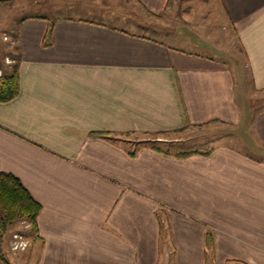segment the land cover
<instances>
[{
  "label": "crops",
  "instance_id": "obj_1",
  "mask_svg": "<svg viewBox=\"0 0 264 264\" xmlns=\"http://www.w3.org/2000/svg\"><path fill=\"white\" fill-rule=\"evenodd\" d=\"M95 1L17 24L19 92L0 101V172L42 208L37 240L11 262L264 264L263 156L122 137L246 124L251 89L264 90V0H219L247 73L221 56L223 42L200 53L198 38L162 22L172 0ZM254 116L264 141V111Z\"/></svg>",
  "mask_w": 264,
  "mask_h": 264
},
{
  "label": "rangeland",
  "instance_id": "obj_2",
  "mask_svg": "<svg viewBox=\"0 0 264 264\" xmlns=\"http://www.w3.org/2000/svg\"><path fill=\"white\" fill-rule=\"evenodd\" d=\"M66 1L68 0L0 1V55L6 53V56L1 59L4 66L3 70H10L11 65L18 56L16 32L19 20L27 15L41 14L54 17L55 15L71 13L66 10ZM98 1L99 3L110 4L112 9L118 8L120 5L127 7V4L122 0H96L95 2ZM162 22L168 23L175 29L176 26H180L183 32L190 33V36L198 38L207 47L209 46L208 48L203 47L202 44V48L199 49L200 53L212 55L210 46H216L218 44L216 41L223 42L224 49H222L221 56L234 67H242L245 70L246 60L244 54L234 30L226 26V18L219 0H172L168 10L164 13ZM155 36L159 37L160 35ZM162 38L164 37L162 36ZM177 44V42L174 43V45ZM245 71H243L244 74ZM246 78L249 83L248 75H246ZM252 90L250 91V119L242 126L230 127L215 123L203 127H186L178 132L135 133L122 135V137L149 142H154L152 140L156 138L179 139L180 143L173 146L184 150L208 149L219 144H231L264 157V141L260 134L257 136L256 123L254 121L250 122L254 119V115L256 116L258 112L264 111V90L260 92ZM257 145H259L257 151L251 150L252 146ZM36 232L32 224L25 219L17 220L7 226L3 235L2 249L11 264H15L14 261H11L21 257V254L28 253L30 247L38 238ZM20 241H25L28 245L24 249L14 248L15 244Z\"/></svg>",
  "mask_w": 264,
  "mask_h": 264
},
{
  "label": "trees",
  "instance_id": "obj_3",
  "mask_svg": "<svg viewBox=\"0 0 264 264\" xmlns=\"http://www.w3.org/2000/svg\"><path fill=\"white\" fill-rule=\"evenodd\" d=\"M53 25L46 35V44L51 42ZM17 39V38H16ZM0 57V101H9L19 92V64L18 59L11 65L10 70H3ZM155 148H158L154 146ZM159 149V148H158ZM197 151L181 152L178 156H185ZM42 205L31 195L21 180L12 173L0 172V262L11 264L2 249L3 235L8 225L17 220L25 219L37 231V217Z\"/></svg>",
  "mask_w": 264,
  "mask_h": 264
},
{
  "label": "built area",
  "instance_id": "obj_4",
  "mask_svg": "<svg viewBox=\"0 0 264 264\" xmlns=\"http://www.w3.org/2000/svg\"><path fill=\"white\" fill-rule=\"evenodd\" d=\"M28 244H27V242H25V241H20V242H18L17 244H15V246H14V248H22V249H24L26 246H27Z\"/></svg>",
  "mask_w": 264,
  "mask_h": 264
}]
</instances>
